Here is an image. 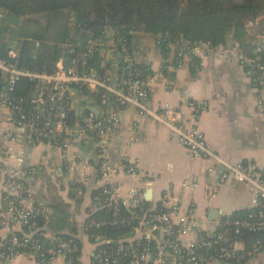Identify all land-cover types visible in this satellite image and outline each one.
Listing matches in <instances>:
<instances>
[{
    "label": "built area",
    "instance_id": "built-area-1",
    "mask_svg": "<svg viewBox=\"0 0 264 264\" xmlns=\"http://www.w3.org/2000/svg\"><path fill=\"white\" fill-rule=\"evenodd\" d=\"M69 27L71 38L59 44L60 56L53 72H39L19 66L14 51H9L7 56L0 54V107L5 110L8 121L2 135L0 154V198L9 214V222L22 226L21 233L11 231L7 235H0V264H8L10 258L23 252L32 254L37 264H53L58 257L63 258L64 264H81L79 256H73L77 246L72 238L65 240L38 222L39 216L52 212V209L49 205L28 200L23 176L38 178L39 168L31 164L19 167L9 160L17 150L19 133L27 130L37 140L47 141L59 159L66 163L70 175L84 181L90 163L79 159L75 150L87 143L89 137H95L102 151L99 170L111 172L110 165L103 157V147L108 138L118 133L121 123L119 108L126 105L135 108L136 125L147 117L156 126L167 127L191 156L210 159L217 166H222L220 182L233 180L247 184L251 204L256 209L248 210L243 216H227L219 220L216 230L212 232L205 225L206 219L196 215L192 206L181 211L177 204L168 203L167 206L152 209L145 204L138 188L129 187L126 196L121 197L115 184L105 183L99 186L100 194L91 197L88 216L101 207L117 209L121 203L129 212V217L114 212L110 223L130 224L131 229L115 240V245L110 244L111 239H99L90 264L240 263L264 248V165L227 161L209 146L198 126L200 112L206 107L204 102L189 101L191 112L185 117L179 105L152 101L150 65L138 62L133 50L132 40L136 31L129 30L128 38L120 34L116 25L106 23L96 32L75 17L70 19ZM154 39L163 55L162 67L156 70L155 76L164 77L186 61L198 66L207 51L235 55L250 73L252 69H257L258 73L252 81L264 120L262 56L249 57L231 42L214 45L202 39L189 40L182 35L172 39L168 32L157 34ZM35 46H39L38 41ZM95 51L99 54V68L88 63ZM24 78L35 82L33 93L28 98L29 111L23 106V97L14 95L17 83ZM165 84L171 89L172 80L165 79ZM76 86L94 92L105 108L103 117L97 118L92 111H88L79 127L72 126L70 101ZM138 140L137 126H134L128 142ZM122 168L130 175L141 174L140 166L132 159L124 158ZM211 170H215V167ZM195 185L194 180H185L181 188H193ZM77 191L80 193L82 189L77 187ZM163 196L164 202L170 201V193L166 192ZM90 224L99 225V222L91 220ZM227 229L235 237L243 231L254 233L251 249L240 250L227 244ZM44 240L47 242L44 243ZM50 241L53 244L44 251ZM22 246L28 249L17 248Z\"/></svg>",
    "mask_w": 264,
    "mask_h": 264
},
{
    "label": "crops",
    "instance_id": "crops-1",
    "mask_svg": "<svg viewBox=\"0 0 264 264\" xmlns=\"http://www.w3.org/2000/svg\"><path fill=\"white\" fill-rule=\"evenodd\" d=\"M12 21L20 25L22 17L6 14L0 9V31L4 32L0 33V44L7 52L14 51L18 55L25 38L20 32L18 35H10ZM247 32L254 36L252 42L257 45L256 50L264 48V30L254 32L249 28ZM154 37L151 33L140 31L135 33L132 40L137 61L150 65L149 88L152 101L179 105L185 117L191 112L189 101L204 102L206 107L200 112L198 126L209 146L227 161L264 165V120L258 108L252 76L238 57L207 51L198 66L186 61L174 71L167 72L164 77L155 76L156 70L162 67L163 55ZM27 40L33 43L34 54L37 40ZM167 78L172 80L171 89L165 84ZM70 105V122L74 127L81 125L88 111H92L97 118L105 114L103 104L94 92L85 87L74 88ZM119 113L121 123L118 133L108 138L103 147V157L110 165L111 172L99 170L102 151L95 137H89L88 142L83 144L88 145L87 149L80 146L75 150L79 159L90 163L84 181L70 175L66 163L59 159L47 141L37 140L27 130L19 133L17 150L9 159L19 167L31 164L39 168L38 178L23 176L30 202L49 206L56 205L58 201L63 202L69 226L56 232L51 231L47 222L46 226L52 233H67L79 241L78 256L81 264L91 263L100 241V237L91 240L84 225L92 192L105 183L115 184L121 197L126 196L129 187L138 188L146 205L152 209L160 205L167 206L168 203L177 204L181 211L192 206L196 215L206 219L205 225L212 232L216 230L219 220L253 208L247 184L233 180L220 182L222 166H217L210 159L191 156L167 127H158L147 117L136 125L135 108L131 105L120 107ZM134 126H137L139 140L129 143ZM7 127V114L0 107V154L2 135ZM124 158L138 163L140 176L125 173L122 168ZM213 167L215 170L212 171ZM185 180H194L196 185L183 189L181 183ZM77 187L82 192L79 193ZM166 192L171 195L167 203L163 201ZM213 210L214 218L211 214ZM52 215V212L47 213V217ZM8 219L9 214L0 198V235H7L11 231L21 233L22 226L11 224ZM225 238L227 244L240 250L251 249L254 240L252 236L236 238L230 229L226 230ZM7 263L37 264L35 257L27 252L13 256ZM53 264H64V260L58 257ZM203 264H264V248L240 263L208 261Z\"/></svg>",
    "mask_w": 264,
    "mask_h": 264
},
{
    "label": "trees",
    "instance_id": "trees-1",
    "mask_svg": "<svg viewBox=\"0 0 264 264\" xmlns=\"http://www.w3.org/2000/svg\"><path fill=\"white\" fill-rule=\"evenodd\" d=\"M0 9L6 14L22 17L20 34L25 40L15 61L21 67L39 72H53L55 69L60 56L59 44L71 38L69 21L72 17L96 32L106 23L116 25L120 34L128 38L129 30H142L153 35L168 32L172 39L182 35L189 40L202 39L214 45L231 42L249 57L260 55L264 58V48L256 50L257 45L252 42L254 36L249 35L246 28L247 22H258L261 19L257 17L259 6L253 0H0ZM28 38L39 41L34 54L33 43L27 40ZM7 53V49L0 44V54L7 56ZM88 63L99 68L98 51L93 53ZM245 67L248 70V67ZM251 71L253 78L258 70ZM34 87V81L24 78L17 83L14 91L16 97H23V106L28 111V98ZM84 91L88 92L87 89ZM70 114L71 110L69 118ZM100 192L101 188H97L92 192V196ZM51 207L53 215L47 217L46 213L39 216V224L49 223L52 232L69 226L68 213L63 208V202L58 201ZM255 209L253 207L249 210ZM247 211L238 212L233 217L243 216ZM114 212L126 217L130 215L120 203L117 209L101 207L88 216L85 230L91 240L98 237L100 240L111 239L110 244L115 245V240L130 231V224L110 223ZM91 220L99 222V225L90 224ZM57 234L65 240H74L77 249L73 256H78L79 241L67 233ZM251 236L254 238L255 234L243 231L236 238ZM52 244L50 241L43 250ZM17 248L28 249L23 246Z\"/></svg>",
    "mask_w": 264,
    "mask_h": 264
},
{
    "label": "rangeland",
    "instance_id": "rangeland-1",
    "mask_svg": "<svg viewBox=\"0 0 264 264\" xmlns=\"http://www.w3.org/2000/svg\"><path fill=\"white\" fill-rule=\"evenodd\" d=\"M245 1V0H243ZM185 2V1H183ZM253 2H255L256 4H258L259 6V12H258V15L257 17L258 18H261L257 21H249L246 23V28L247 29H251L253 30L254 32H261L264 30V0H253ZM11 29L12 31L10 32V35L11 36H14V35H18L19 32H20V28H21V24L19 25L18 23H16L15 21H12L11 23ZM145 32V31H142V30H138V32ZM1 34H4V32L1 30L0 31Z\"/></svg>",
    "mask_w": 264,
    "mask_h": 264
},
{
    "label": "water",
    "instance_id": "water-1",
    "mask_svg": "<svg viewBox=\"0 0 264 264\" xmlns=\"http://www.w3.org/2000/svg\"><path fill=\"white\" fill-rule=\"evenodd\" d=\"M263 44H264V41H263ZM80 146H81L82 149H87L88 148V145L81 144ZM211 214H212V217L214 218L215 211L213 210ZM131 234L132 233H130L129 235H131ZM46 242H47V240H44V243H46Z\"/></svg>",
    "mask_w": 264,
    "mask_h": 264
}]
</instances>
